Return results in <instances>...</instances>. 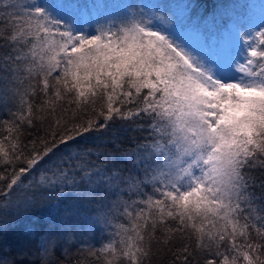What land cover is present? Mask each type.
Returning a JSON list of instances; mask_svg holds the SVG:
<instances>
[{"label":"snow or ice","instance_id":"1","mask_svg":"<svg viewBox=\"0 0 264 264\" xmlns=\"http://www.w3.org/2000/svg\"><path fill=\"white\" fill-rule=\"evenodd\" d=\"M101 10L108 11L104 20L86 32L89 17ZM154 19L171 24L164 16ZM239 39L241 53L226 61L215 40L202 38L198 48L191 47L184 20L165 34L153 26V17L130 4L3 0L0 42L8 50L0 56V103L16 111L9 109L13 119L3 123L0 164L22 159L20 126H31L37 92L43 97L38 111L53 116L65 100L78 107L103 101L104 121L142 116L149 121L150 143L137 146L133 162L144 179L119 170L89 171L94 166L85 138L108 125L88 121L65 127L43 151L24 157L26 167L0 189L6 202L0 217L37 206L38 193L77 184V176L116 196L127 190L129 199L151 184L155 195L122 208L113 200L103 206L107 212L98 210L97 222H106L115 210L130 224L118 225L116 239L101 249L110 254L105 264H144L158 226L192 237L204 264H264V208L255 207L248 176L257 162L264 167V18ZM138 99L143 104L135 111L122 110ZM37 169L46 174L25 184ZM169 221L178 227H168ZM61 236L49 230L41 248L55 247ZM183 253L184 264H191L186 244Z\"/></svg>","mask_w":264,"mask_h":264},{"label":"trees","instance_id":"2","mask_svg":"<svg viewBox=\"0 0 264 264\" xmlns=\"http://www.w3.org/2000/svg\"><path fill=\"white\" fill-rule=\"evenodd\" d=\"M78 2L84 5L92 4L94 0H78ZM126 2V0H114V3L126 4ZM128 4L132 5L135 11H140L142 8L147 16L153 17V26L164 31L165 34H171L170 24L162 25L154 19V16L162 12L161 16L168 19L169 12L175 6L187 17L185 23L206 38L216 35L231 19L244 23L253 13L264 11L259 8L260 0H129ZM2 8L3 0H0V9ZM105 11L101 10L99 14L89 17L90 27L86 26V32L93 30L96 20H104ZM209 16L216 18L212 27L208 21ZM194 18L197 20L190 21ZM169 20L171 24L176 25V22ZM176 42L180 43L179 40ZM7 50L0 42V56ZM146 92L147 89L144 90V93ZM42 100V95L37 92L32 98L34 104L32 124L29 126L25 123L20 126L22 159L14 165L0 164V176L5 178L0 180V189L6 186L14 171L26 167L24 157L32 154L34 150L43 151L45 142H51L54 136H62L65 127L70 129L74 125L87 124L88 121L108 125L107 130L101 129L85 138L84 143L91 148L89 164L94 166L89 171L99 169L101 172L108 170L115 172L119 170V173L124 176L133 174L138 175L140 179L145 178L139 168L133 167V162L136 159L137 146L150 143L149 121L146 118L141 116L130 120L117 118L113 121H104L101 111L105 104L101 100H97L94 105L79 107L65 100L53 116L38 111ZM142 104V99H138L137 104L125 103L122 110L135 111ZM9 109L16 111L14 105L5 106L0 103V136L5 134L3 123L13 119ZM57 117L60 120L59 126H57ZM45 174L43 169H37L27 175L25 184L38 183ZM248 176L250 177L249 192L255 200V207L264 208V167L257 162L248 170ZM76 180L79 183L38 193L37 199L40 203L35 207L22 208L19 211L12 209L6 216L0 217V227L4 229L0 233V264H105L110 255L101 251L104 247L101 240L91 239L90 242L84 243L79 240L85 237L88 230L91 231L86 227L85 220L92 217L97 218L98 210L104 205H111L113 200L119 199L122 208L124 202L131 203L132 200L155 195L151 184L142 186V193H133L129 199L130 194L127 190L116 196L110 191L81 182L80 176H77ZM123 187L126 189L127 186ZM28 191H35V189H28ZM4 206L6 202L0 199V207ZM103 210L107 212V208ZM133 210L139 211V208L133 205ZM107 221L114 225L115 232L118 225L130 226L129 220L115 210L108 215ZM168 227L175 228L178 225L169 221ZM49 230H55L62 236L55 247H49L45 251L40 246V239ZM38 233L40 235H37ZM166 236L170 239V243H165ZM104 238L107 240L108 235ZM185 244L190 249L191 264H204V254L196 249L195 240L192 237L181 235L178 232L167 233L164 227L158 226L154 237L150 240L151 255L144 261V264H184L183 246ZM191 252H195L196 255L191 256Z\"/></svg>","mask_w":264,"mask_h":264},{"label":"rangeland","instance_id":"3","mask_svg":"<svg viewBox=\"0 0 264 264\" xmlns=\"http://www.w3.org/2000/svg\"><path fill=\"white\" fill-rule=\"evenodd\" d=\"M126 1H127L126 4H128L129 0H126ZM260 1H261V5L259 6V8L264 10V0H260ZM94 2L112 4L114 3V0H94ZM105 12L106 13L103 12L104 17L108 11H105ZM157 14L161 16L162 12L157 13ZM168 15H169L168 19H171L173 22H176V23L179 20H184V24H185L184 31L187 37L189 38V44L191 47L198 48L200 44V40L202 38L209 39V40H215L218 42L219 45L222 46V49L224 52V58L227 61V60H230L236 54L241 53V49L243 45L239 39V36H243L245 32L254 31L256 28H258L260 25L261 19L264 18V11H259V12L257 11L256 13H253L252 16L249 19H247L244 23H238L236 20L231 19L220 29V31L216 35H213L211 37L208 36L207 38L204 37L202 33H199L194 28L188 26L185 23V19H184L185 15L179 9H176L175 6L172 7V10L169 12ZM233 18H234V15H233ZM194 20L196 21L197 18H194L190 21H194ZM232 20L234 21L232 22ZM208 21H209L210 26L212 27L213 26L212 16L208 17ZM174 26L175 24H170L171 33L174 31ZM85 224H86V227L90 229L91 231L88 230L85 237L79 239L81 240L82 243L90 242L91 239H93L94 241L101 240L103 246H105L109 242L114 241L116 238L115 231H114L115 227L113 224H110V222L108 221L97 222V218L92 217V218H89V220L87 218V220H85ZM105 235H108L107 240H105L104 238Z\"/></svg>","mask_w":264,"mask_h":264}]
</instances>
